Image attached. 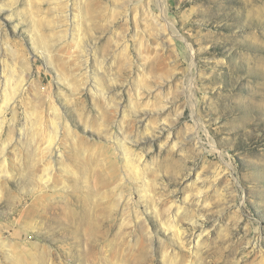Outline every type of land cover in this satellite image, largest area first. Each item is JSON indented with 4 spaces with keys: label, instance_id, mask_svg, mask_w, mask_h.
<instances>
[{
    "label": "rangeland",
    "instance_id": "374dc122",
    "mask_svg": "<svg viewBox=\"0 0 264 264\" xmlns=\"http://www.w3.org/2000/svg\"><path fill=\"white\" fill-rule=\"evenodd\" d=\"M0 124V264H264V0H0Z\"/></svg>",
    "mask_w": 264,
    "mask_h": 264
},
{
    "label": "bare ground",
    "instance_id": "6f19581e",
    "mask_svg": "<svg viewBox=\"0 0 264 264\" xmlns=\"http://www.w3.org/2000/svg\"><path fill=\"white\" fill-rule=\"evenodd\" d=\"M147 18V17H146ZM156 18V17H155ZM164 35V33L161 31V33H160V36H163ZM162 40H164V37H162ZM16 86V85H15ZM21 86V85H20ZM2 112V111H1ZM55 112V111H54ZM2 114V113H1ZM54 120V119H53ZM1 125V124H0ZM164 226H165V224H164ZM168 228V227H167ZM166 228V229H167ZM175 231V230H174ZM175 234H177V233H175ZM178 236H179V233L177 234ZM141 249V248H140ZM142 250H143V247H142Z\"/></svg>",
    "mask_w": 264,
    "mask_h": 264
}]
</instances>
